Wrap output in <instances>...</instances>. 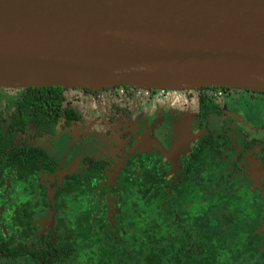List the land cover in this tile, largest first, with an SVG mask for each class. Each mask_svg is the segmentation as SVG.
I'll return each instance as SVG.
<instances>
[{
  "label": "flooded vegetation",
  "instance_id": "af4514ba",
  "mask_svg": "<svg viewBox=\"0 0 264 264\" xmlns=\"http://www.w3.org/2000/svg\"><path fill=\"white\" fill-rule=\"evenodd\" d=\"M1 89L0 264H148L149 247L174 264L183 246H233L241 233L264 245V124L253 106L222 107L238 90L200 88L197 103L146 114L143 99L173 93L68 88L75 116L51 120Z\"/></svg>",
  "mask_w": 264,
  "mask_h": 264
},
{
  "label": "water",
  "instance_id": "95a60500",
  "mask_svg": "<svg viewBox=\"0 0 264 264\" xmlns=\"http://www.w3.org/2000/svg\"><path fill=\"white\" fill-rule=\"evenodd\" d=\"M264 92V0H0V87Z\"/></svg>",
  "mask_w": 264,
  "mask_h": 264
},
{
  "label": "trees",
  "instance_id": "16d2710c",
  "mask_svg": "<svg viewBox=\"0 0 264 264\" xmlns=\"http://www.w3.org/2000/svg\"><path fill=\"white\" fill-rule=\"evenodd\" d=\"M76 88L77 87H73L72 89ZM10 89L13 90V88ZM67 89L68 88L63 87H29L23 89H15L17 92L15 98H7L9 100H15L14 104L22 106V109H28V107H31L35 110L45 111L47 115H49L51 120L57 119V117L64 112H69L67 113V115L70 117H74L75 115L71 113H74L77 110L70 107L71 100L67 96ZM0 90H2L1 87ZM181 93L182 99H189V94L190 98L194 96L195 98L192 99L196 103L203 97H200V94H198V89L181 90ZM63 102L66 103V110H61V104ZM165 195H167V193L164 191L162 197H164ZM260 235L258 237H260ZM255 237V235H246L241 233L237 241L233 240V246L212 248L210 244L200 243L195 248L193 246H190V252L187 253H185V246H183L182 248H180V252L185 256V258L180 260L174 259L173 263L264 264V245L261 242V238L256 240ZM250 251L253 252H251V256L247 258L246 253H250ZM252 257H254L253 261H249V259H251ZM142 259H146L148 264H165V262L162 261L160 257L155 256V253L151 247H149L147 256Z\"/></svg>",
  "mask_w": 264,
  "mask_h": 264
},
{
  "label": "rangeland",
  "instance_id": "374dc122",
  "mask_svg": "<svg viewBox=\"0 0 264 264\" xmlns=\"http://www.w3.org/2000/svg\"><path fill=\"white\" fill-rule=\"evenodd\" d=\"M6 89L7 90H12L10 88H6ZM229 89L230 90H238L240 92V96L237 97V96H233V95L226 94L221 99V101H222L221 102L222 107L225 108V109L227 108L228 110H230L232 108L238 107L239 108L238 110L241 111V114L243 113V114L247 115L246 114L245 107L250 108V106H253L254 113L252 114V116L254 114L257 115V116L260 115V117H258L257 119H254L255 124L256 125H260L262 122L264 124V121H261L264 118V101H261L262 99H259V100H257V99H251V98H249L246 95H243L242 96V93L241 92L245 91L244 89H238V88L237 89L236 88H229ZM156 91L159 92V90H156ZM171 92L173 94H171L170 97H162V96L160 97L159 96V93H157L156 95H153L151 101H147V100L143 99L140 102V105L141 106L146 105V108H143L142 109L143 112L147 114L148 112H151V111H157V109H156L157 108V105L155 104L156 102H158L162 106H168L169 104L171 105V103H173L174 100H177V99L180 100V101H183L184 100V99H180V98H182L181 91L174 90V91H171ZM256 92H260V91H256ZM90 118H91L90 120H93V122L94 121H97V118L95 116H91ZM99 126H101V125H99ZM92 127L95 128L96 126L93 124ZM172 127L173 126H171L169 128L170 131L172 130Z\"/></svg>",
  "mask_w": 264,
  "mask_h": 264
},
{
  "label": "built area",
  "instance_id": "2783aa9c",
  "mask_svg": "<svg viewBox=\"0 0 264 264\" xmlns=\"http://www.w3.org/2000/svg\"><path fill=\"white\" fill-rule=\"evenodd\" d=\"M146 93V92H145ZM212 96L215 98V99H218V98H220V91H214L213 93H212Z\"/></svg>",
  "mask_w": 264,
  "mask_h": 264
}]
</instances>
